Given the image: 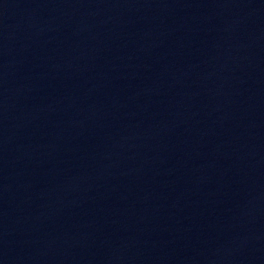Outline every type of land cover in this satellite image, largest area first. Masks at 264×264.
I'll return each mask as SVG.
<instances>
[{"label":"water","instance_id":"water-1","mask_svg":"<svg viewBox=\"0 0 264 264\" xmlns=\"http://www.w3.org/2000/svg\"><path fill=\"white\" fill-rule=\"evenodd\" d=\"M0 264H264V0H0Z\"/></svg>","mask_w":264,"mask_h":264}]
</instances>
